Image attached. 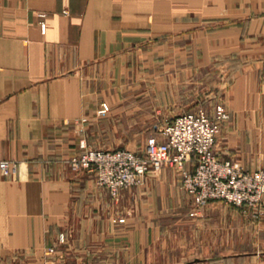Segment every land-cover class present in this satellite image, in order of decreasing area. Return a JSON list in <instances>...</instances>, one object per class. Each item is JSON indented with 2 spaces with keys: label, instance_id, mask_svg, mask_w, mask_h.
I'll return each instance as SVG.
<instances>
[{
  "label": "crops",
  "instance_id": "obj_1",
  "mask_svg": "<svg viewBox=\"0 0 264 264\" xmlns=\"http://www.w3.org/2000/svg\"><path fill=\"white\" fill-rule=\"evenodd\" d=\"M144 95L171 118L223 105L220 157L264 168V0H0V160L18 164L0 170V264H264V214L245 250L162 259L160 219L187 193L172 167L117 198L73 170L80 141L112 144Z\"/></svg>",
  "mask_w": 264,
  "mask_h": 264
},
{
  "label": "built area",
  "instance_id": "obj_2",
  "mask_svg": "<svg viewBox=\"0 0 264 264\" xmlns=\"http://www.w3.org/2000/svg\"><path fill=\"white\" fill-rule=\"evenodd\" d=\"M229 118L221 104L213 115L203 108L177 114L161 130L166 139L151 138L141 153L127 148H93L83 139V151L72 157L70 164L77 172H95L97 184L113 198L119 197L122 190L141 184L147 173L172 167L179 172L184 190L197 205L221 201L247 208L259 217L264 214V168L245 170L240 162L222 159L217 150L222 123ZM192 158L196 161L194 169L188 166ZM17 166L15 161L0 160V170L7 177L14 178ZM54 251L49 248L46 255Z\"/></svg>",
  "mask_w": 264,
  "mask_h": 264
},
{
  "label": "rangeland",
  "instance_id": "obj_3",
  "mask_svg": "<svg viewBox=\"0 0 264 264\" xmlns=\"http://www.w3.org/2000/svg\"><path fill=\"white\" fill-rule=\"evenodd\" d=\"M211 81H208V89H214L212 86L214 81ZM142 88L143 92H148L152 88L166 89V82L144 79ZM166 100L165 97H159V105L165 104ZM151 101L150 96L144 95L141 114L127 111L117 115L126 123L122 122L120 125L115 123V126L109 129L114 141L112 144L89 146L102 149L127 148L134 151L145 149L154 124L161 127L174 114L162 106H159L156 112ZM139 119L142 121L140 124ZM134 120L137 121L135 126ZM259 217L253 216L247 208L221 201L199 206L188 193L182 191L179 198H176L174 206L169 207L166 215L160 219L161 234L170 246L161 257L165 260L180 261L186 258L184 254L188 252L213 256L214 252H217V255H228L245 250L247 220H257Z\"/></svg>",
  "mask_w": 264,
  "mask_h": 264
}]
</instances>
